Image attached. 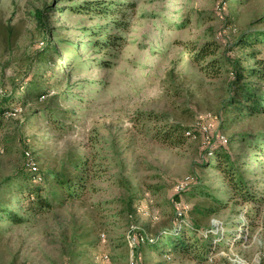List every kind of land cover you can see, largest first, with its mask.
I'll return each instance as SVG.
<instances>
[{"label":"rangeland","instance_id":"1","mask_svg":"<svg viewBox=\"0 0 264 264\" xmlns=\"http://www.w3.org/2000/svg\"><path fill=\"white\" fill-rule=\"evenodd\" d=\"M44 6L57 52L51 78L38 61L47 38L31 16ZM0 23L14 34L6 48L0 37V90H25L34 75L46 76L38 103L0 129V181L24 166L26 152L42 174L74 155L89 161L81 199L0 236V264H128L130 226L143 237L134 264H264V200L235 204L218 174L202 169L228 139L223 150L264 197V114L232 117L229 66L213 76L204 68L213 57L194 60L209 42L215 58L253 67L250 53L264 43L237 41L264 32V0H0ZM175 127L185 134L164 142ZM195 179L227 205L192 232L188 209L202 199L188 192ZM3 197L17 198L0 190ZM180 227L205 251L146 245Z\"/></svg>","mask_w":264,"mask_h":264},{"label":"trees","instance_id":"2","mask_svg":"<svg viewBox=\"0 0 264 264\" xmlns=\"http://www.w3.org/2000/svg\"><path fill=\"white\" fill-rule=\"evenodd\" d=\"M48 15L49 7L47 6L35 9L31 14L36 30L42 38H47L45 46L39 52L38 61H40L41 66L44 65L43 71L46 70L47 73H50L48 77L51 78L52 75L56 76L57 73V71L52 70L53 66L51 64L52 56L57 52L49 41ZM12 36H14L13 28L0 23V37L3 39L4 48L11 44ZM251 38H253V41H250ZM255 42L264 43V32L243 36V38L238 39L237 45L242 48L251 47ZM216 50L217 47H214V43H205L195 54L194 60L199 63L209 56L213 57L204 67L207 74L212 72L213 76L218 75L220 68L226 64L229 66L232 79L229 86L230 99L227 102L232 107V117L234 115L242 117L264 114V93L262 92L264 89V51H260V53L251 52L254 66L244 70L237 59L231 55L226 56L228 58L227 63L222 59L215 58ZM45 77L44 72L34 75L25 90H13L9 93L0 90V129L9 117L17 114L22 107L29 103H38L40 97L38 87L45 83ZM184 132L179 127H175L170 130V133H167V136L163 137V141L171 142L175 133L183 136ZM186 134L190 136L191 132L187 131ZM248 138V136L242 137L241 143L248 144L249 147L252 143ZM225 140V143L217 140L219 142L218 149L210 152L212 159L206 156L202 162V169L212 170L218 174L221 183L226 186L231 195L229 198L235 204L236 202L242 204L262 202L264 197H258V192L245 180L244 173L246 171L241 169L242 165L238 164L237 157L223 150L229 142L228 139ZM258 152H261V150ZM24 154L26 156V153ZM25 161L24 166L19 168L12 176L0 181V190L17 196L15 201L10 198H0V223L8 224L6 227L0 225V236L10 231L14 226L25 225L32 217L50 212L57 205L62 206L81 199V195L86 189L88 182L86 172L89 171L87 157L74 155L72 159L64 160L60 168L47 170L43 174L37 169L31 171L27 156ZM192 183L191 190H188V192L190 191L191 194L194 193L195 195L198 192L202 198L201 201L188 209V213L193 216L192 221H189L190 230L196 232L202 220H208L221 209L226 208L227 203L216 197L214 193L205 190V187L199 185V181L197 182L196 179ZM177 198L175 196V199ZM132 202L133 197L129 196V206ZM185 231L186 229L180 227L174 233H160L152 243L148 242L146 245H155L156 248H158V245L172 246L174 252L188 256L201 250L205 251V245L200 246L198 244L200 240L195 239V233L192 237H187ZM174 236H178V238L175 239ZM65 242H67V239H65ZM69 246L72 247L69 249L71 254L76 246L74 243Z\"/></svg>","mask_w":264,"mask_h":264},{"label":"built area","instance_id":"3","mask_svg":"<svg viewBox=\"0 0 264 264\" xmlns=\"http://www.w3.org/2000/svg\"><path fill=\"white\" fill-rule=\"evenodd\" d=\"M224 142H226V141H224ZM26 156L29 158V167H30L31 171H35L36 168H35L34 161L29 156V153L26 152ZM185 186H186V183L183 182L180 184L178 189L182 190V189H184ZM137 211H142V210L140 208H138ZM103 237H104V235L102 234L101 238H103ZM142 240H143V237L138 236L136 230H134L133 227L130 226V228L128 229V231L125 234L126 247L128 250V264H134L135 252L138 248L139 243L142 242ZM147 242H150V241H147ZM100 260L103 262H108L109 261L108 255L107 254L102 255Z\"/></svg>","mask_w":264,"mask_h":264}]
</instances>
